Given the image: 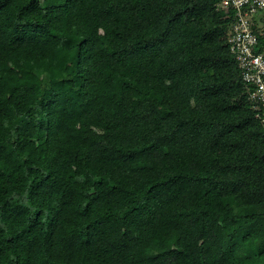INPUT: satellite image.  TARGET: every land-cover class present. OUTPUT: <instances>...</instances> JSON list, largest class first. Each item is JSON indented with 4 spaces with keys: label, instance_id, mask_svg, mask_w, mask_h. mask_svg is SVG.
<instances>
[{
    "label": "trees",
    "instance_id": "1",
    "mask_svg": "<svg viewBox=\"0 0 264 264\" xmlns=\"http://www.w3.org/2000/svg\"><path fill=\"white\" fill-rule=\"evenodd\" d=\"M220 1L0 0V264H264Z\"/></svg>",
    "mask_w": 264,
    "mask_h": 264
},
{
    "label": "built area",
    "instance_id": "2",
    "mask_svg": "<svg viewBox=\"0 0 264 264\" xmlns=\"http://www.w3.org/2000/svg\"><path fill=\"white\" fill-rule=\"evenodd\" d=\"M218 8L226 18H233L228 43L248 84L256 116L264 124V51L258 49L259 35L254 30L257 16L264 14V0H221Z\"/></svg>",
    "mask_w": 264,
    "mask_h": 264
},
{
    "label": "rangeland",
    "instance_id": "3",
    "mask_svg": "<svg viewBox=\"0 0 264 264\" xmlns=\"http://www.w3.org/2000/svg\"><path fill=\"white\" fill-rule=\"evenodd\" d=\"M258 17V23H259V26H260V28H262L263 26H264V20H260V18H264V14H263V16H261V15H259V16H257Z\"/></svg>",
    "mask_w": 264,
    "mask_h": 264
}]
</instances>
